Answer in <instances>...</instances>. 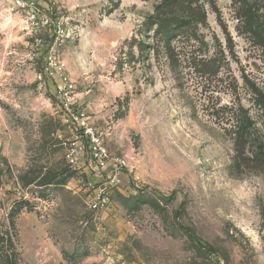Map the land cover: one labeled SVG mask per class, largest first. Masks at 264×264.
<instances>
[{"label": "rangeland", "instance_id": "obj_1", "mask_svg": "<svg viewBox=\"0 0 264 264\" xmlns=\"http://www.w3.org/2000/svg\"><path fill=\"white\" fill-rule=\"evenodd\" d=\"M162 1L0 0V264H264V0Z\"/></svg>", "mask_w": 264, "mask_h": 264}, {"label": "built area", "instance_id": "obj_2", "mask_svg": "<svg viewBox=\"0 0 264 264\" xmlns=\"http://www.w3.org/2000/svg\"><path fill=\"white\" fill-rule=\"evenodd\" d=\"M18 4H22L18 1ZM59 69V75L61 76L62 86L59 87L60 94L67 103H71L74 100L75 85L69 79L68 75L64 72L63 66L55 60L52 56L49 57L48 66L45 67L44 72L39 74V79L44 80V76L53 75L54 69ZM84 114H82V138L86 139V145H88V151L82 166L96 176L104 178V173L110 168L109 155L104 148L101 136L95 132V130L86 122ZM77 150H73L68 154V158L72 163L79 162L76 158ZM115 167L125 166L126 160L124 158H116L114 161Z\"/></svg>", "mask_w": 264, "mask_h": 264}, {"label": "trees", "instance_id": "obj_3", "mask_svg": "<svg viewBox=\"0 0 264 264\" xmlns=\"http://www.w3.org/2000/svg\"><path fill=\"white\" fill-rule=\"evenodd\" d=\"M201 0H163L159 7V12L153 16L154 24L159 26L162 37L169 42L172 37H177L180 33H184L191 25L204 23L207 20V14ZM210 3L213 0H207ZM164 14L165 17L158 16ZM173 38V39H174ZM240 144L247 143L246 134H239ZM242 149L239 153L242 154ZM243 155V154H242ZM257 159V155H254ZM184 227V226H183ZM186 231L189 228L184 227ZM212 251V248H209ZM14 264H17L16 262Z\"/></svg>", "mask_w": 264, "mask_h": 264}]
</instances>
